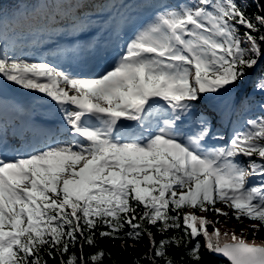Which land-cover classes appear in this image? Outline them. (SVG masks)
<instances>
[{"label":"snow or ice","instance_id":"6c2138e0","mask_svg":"<svg viewBox=\"0 0 264 264\" xmlns=\"http://www.w3.org/2000/svg\"><path fill=\"white\" fill-rule=\"evenodd\" d=\"M68 24L74 41L87 36L76 59L112 55L92 17L78 10ZM262 60L264 0L165 5L98 77L0 52V81L62 106L69 137L24 153L0 128V264H116L102 240L119 241L121 251L146 241L131 264H208L205 253L264 264V244L216 227L234 217L251 221L253 235L264 228V116L225 147H200L217 119L249 106L239 92ZM253 90L264 93V67ZM222 93L230 95L214 112L198 107ZM160 101L163 126L154 113Z\"/></svg>","mask_w":264,"mask_h":264},{"label":"trees","instance_id":"16d2710c","mask_svg":"<svg viewBox=\"0 0 264 264\" xmlns=\"http://www.w3.org/2000/svg\"><path fill=\"white\" fill-rule=\"evenodd\" d=\"M103 4L111 2L119 1V0H99ZM23 3L27 5H33L37 4L35 2H32V0H2V14H0V20L2 15L7 13H16L19 10L18 4ZM47 3V2H46ZM52 5V6H51ZM38 6H40L38 4ZM97 4L95 5V7ZM48 9L44 12H41L40 10H37L33 14L32 10H28V16L27 19L23 22L24 28H32L34 26H38L39 29L48 30V31H54L57 30V27H61L65 23H68V18H75V14L78 12V10H82L83 12L93 10L94 8H91L85 4V0H63L62 3L58 4H50L47 3ZM256 5L253 4L249 7V12L255 11ZM40 14V15H39ZM42 17V19H41ZM245 31L244 28H240V32L243 33ZM261 67H264V60L261 61V64L257 66L255 70L251 73L250 78L248 79L247 83L252 84L253 80L256 76L260 74ZM243 96H246L247 99L250 101L249 106H254L255 103L259 100H262L264 102V94L261 95H248V92H246ZM262 116H264V113H262ZM217 207H224L221 203H218L216 205ZM187 211H192V209H186ZM227 210V209H225ZM198 215H207L208 219L210 220H216L217 216L214 212H208V213H200L197 210ZM219 222L217 223V227L220 228L222 231H228L229 233L233 232L234 230L231 227L232 222H238L234 217L231 219L225 220L223 217H219ZM225 220V221H224ZM224 221V222H222ZM239 223V222H238ZM252 223L248 219H244L243 223H239L240 226L237 227L236 233L237 236H242L247 242L256 244H264V228L260 230V232L256 233L255 235L252 234L251 229L249 228V224ZM211 227H209V231H211ZM101 245L109 250L112 253V260L116 262V264H131V262L139 256L145 247L146 241H142L136 249L129 248L127 251H121L119 248V241L115 242V246H113V243L108 240H102L100 241ZM131 243V241H129ZM201 244H203V240L201 239ZM204 259L208 262V264H230V261L227 260V258H224L223 256L219 255H213V254H207L205 253ZM49 264H55L53 261H49Z\"/></svg>","mask_w":264,"mask_h":264},{"label":"rangeland","instance_id":"374dc122","mask_svg":"<svg viewBox=\"0 0 264 264\" xmlns=\"http://www.w3.org/2000/svg\"><path fill=\"white\" fill-rule=\"evenodd\" d=\"M188 2H189L188 4L190 5L192 3H196L197 0H194V1L193 0H189ZM30 37L31 36L29 34H26L24 32H19V33L12 32V34L10 36H8V37H2L0 35V50L3 49V54L7 55L10 58L25 59V60H28V61H35L36 59H30L29 57H26V54H24L25 48L13 45L16 42H22V41H23V44H24V41H26L27 39L29 40ZM3 82L5 84H8V85L14 84V83L8 82L6 80H3ZM256 92H258V91H256ZM229 95H230V93L229 94L222 93L220 96H214L212 101L219 102V100H220V102L224 103V101H226L228 99ZM200 106L201 105H198V107H200ZM0 107H2V109H5V103H1L0 102ZM249 114L250 113H242V121L244 123H247L248 121L257 118V115L255 113H253V115H251V116H249ZM240 121H241V119H240ZM248 127H249V125H248ZM247 130H248V128H247ZM247 130H244V128H243L242 132L247 131ZM237 159H238V161H240V162H242L244 164L247 163V159L245 157H243V156L237 157ZM256 182H257V178H255V177H250L249 178V183L250 184H253V183H256ZM221 208H223V207H221ZM224 221H222V222H224ZM239 226H240V224L238 222L237 223L236 222H232L231 223V227H232V229L234 231H236L237 227H239ZM216 227H217V225H216Z\"/></svg>","mask_w":264,"mask_h":264},{"label":"water","instance_id":"95a60500","mask_svg":"<svg viewBox=\"0 0 264 264\" xmlns=\"http://www.w3.org/2000/svg\"><path fill=\"white\" fill-rule=\"evenodd\" d=\"M219 256H223V255H219ZM224 257V256H223ZM224 258H227V257H224ZM227 260H228V258H227Z\"/></svg>","mask_w":264,"mask_h":264}]
</instances>
